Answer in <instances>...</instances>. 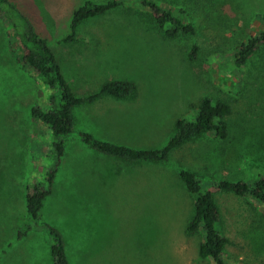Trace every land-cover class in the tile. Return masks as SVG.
<instances>
[{
    "label": "rangeland",
    "instance_id": "374dc122",
    "mask_svg": "<svg viewBox=\"0 0 264 264\" xmlns=\"http://www.w3.org/2000/svg\"><path fill=\"white\" fill-rule=\"evenodd\" d=\"M48 40L65 79L79 96L112 80L133 81L126 100L103 97L74 109L52 194L35 224L26 192L56 166L51 130L31 113L50 109L59 91L25 68L15 31L0 17V264H54L62 236L70 264H214L198 256L204 234H189L195 196L177 177L187 168L204 178L250 182L264 176V46L243 66L238 47L263 29L264 0H157L182 6L196 35L169 39L138 0L83 22L78 41L64 43L73 12L87 0H10ZM104 3L109 0H92ZM198 55L191 59V48ZM204 96L229 104L226 139L207 135L183 146L170 164L102 155L78 132L135 149L162 147L179 119H193ZM219 229L227 258L264 264V211L249 198L219 194Z\"/></svg>",
    "mask_w": 264,
    "mask_h": 264
},
{
    "label": "trees",
    "instance_id": "16d2710c",
    "mask_svg": "<svg viewBox=\"0 0 264 264\" xmlns=\"http://www.w3.org/2000/svg\"><path fill=\"white\" fill-rule=\"evenodd\" d=\"M141 7L147 9L157 27L169 39L183 35H196L197 30L187 18V11L182 6L164 7L157 0H138ZM213 5L221 4L224 0H206ZM122 0H109L96 3L85 1L72 14L69 33L62 39L64 43L78 41V27L88 19L103 15L121 7ZM0 17L6 19L13 27L17 39L22 47V65L31 72L39 75L45 84L59 91V100L50 109L35 106L31 109L32 116L47 126L53 136L52 147L57 155L56 166L49 170L42 181L37 182L26 192V209L28 216L35 224L41 220L44 201L52 194L57 166L65 152L66 138L76 132V117L74 109L95 103L103 97L126 100L137 93V86L133 81L112 80L105 82L98 91L84 96L77 95L65 79L62 68L48 44V40L40 36L29 19L10 1L0 0ZM263 24L261 32L250 36L238 47L234 56L237 66L246 63L264 46V14L257 15ZM198 55V47L191 48L189 57L194 59ZM195 111L193 119H179L174 134L162 147L153 149H135L110 142L100 141L92 135L78 132L81 142L96 152L129 164L152 163L170 164L172 154L183 146L190 144L207 135L221 140L226 139L229 127L225 120L231 109L228 103L204 96L199 103L192 106ZM177 177L189 194L195 196L194 214L187 224L186 231L194 234L202 231L204 241L199 245L198 256L201 259H211L214 264H251L241 261H231L227 258L226 247L229 240L219 229L220 211L216 204L219 194H233L238 197L249 198L256 202L264 211V176L255 180L227 181L215 178H204L187 168H176ZM53 237L51 255L54 264H70L62 236L60 233L43 223Z\"/></svg>",
    "mask_w": 264,
    "mask_h": 264
},
{
    "label": "crops",
    "instance_id": "0c3cea01",
    "mask_svg": "<svg viewBox=\"0 0 264 264\" xmlns=\"http://www.w3.org/2000/svg\"><path fill=\"white\" fill-rule=\"evenodd\" d=\"M93 104V103H92Z\"/></svg>",
    "mask_w": 264,
    "mask_h": 264
}]
</instances>
